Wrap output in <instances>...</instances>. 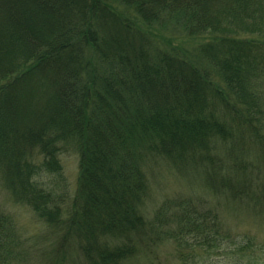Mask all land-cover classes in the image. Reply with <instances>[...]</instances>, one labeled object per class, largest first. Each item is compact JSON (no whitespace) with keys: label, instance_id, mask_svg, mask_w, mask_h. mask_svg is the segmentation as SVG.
Segmentation results:
<instances>
[{"label":"trees","instance_id":"1","mask_svg":"<svg viewBox=\"0 0 264 264\" xmlns=\"http://www.w3.org/2000/svg\"><path fill=\"white\" fill-rule=\"evenodd\" d=\"M68 149L79 172L65 208L39 178L61 176ZM162 162L202 175L212 200L264 210V0H0V183L49 227L55 261L72 242L82 264H123L172 237L181 264H255L242 257L252 237L196 192L146 215ZM22 243L0 212V264L23 259Z\"/></svg>","mask_w":264,"mask_h":264},{"label":"rangeland","instance_id":"2","mask_svg":"<svg viewBox=\"0 0 264 264\" xmlns=\"http://www.w3.org/2000/svg\"><path fill=\"white\" fill-rule=\"evenodd\" d=\"M170 42L193 52L199 43L197 40L182 37H173ZM218 147V153L221 156L225 155L227 158L228 155H232L228 145L221 144ZM59 157L62 163V175L48 177L46 174L42 175L39 180L53 188L56 193L67 195L66 200L62 202L63 206L67 208L76 189L79 155L74 149H68L63 151ZM149 169L151 192L144 205L147 210L146 215L149 218L153 217L154 211L165 198L189 195L196 192L200 197H204V199L206 197L207 200L214 202L216 208L220 211L221 226L223 228L230 231L234 236H240V238L252 237L256 244L243 250L242 257L246 260L251 257L252 263L264 264V247H262L264 245V210L262 206L258 210H253L245 204L229 201L221 194L215 196L212 200L208 194L203 195L208 187H206L202 175H195L190 178L183 177L168 162L152 164ZM260 170L261 175H264V169ZM0 212L5 213L7 219L11 221L14 230L23 241L22 245L25 251L23 259L14 257L7 264H82L84 261L82 255L79 254L80 252L71 242V245L67 246L65 250V258L61 263H57L54 259L56 242L49 227L45 222L38 219L28 206L14 201L1 183ZM181 227L182 222L179 220L166 225V229L172 235L177 233ZM187 235L193 237L191 233ZM187 235L185 236L187 237ZM174 247L172 237L161 238L159 242L152 246V252L150 251L148 256L141 254L125 261L123 264H181L172 253ZM193 252L200 254V247H195ZM206 253L210 255L206 257L207 260H211V257L216 261L225 258L222 253L214 254L207 251ZM154 257L155 259H153Z\"/></svg>","mask_w":264,"mask_h":264}]
</instances>
